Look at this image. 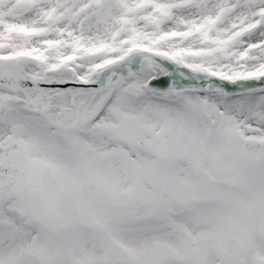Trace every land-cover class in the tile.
<instances>
[{"label":"snow or ice","instance_id":"snow-or-ice-1","mask_svg":"<svg viewBox=\"0 0 264 264\" xmlns=\"http://www.w3.org/2000/svg\"><path fill=\"white\" fill-rule=\"evenodd\" d=\"M0 264H264V0H0Z\"/></svg>","mask_w":264,"mask_h":264}]
</instances>
